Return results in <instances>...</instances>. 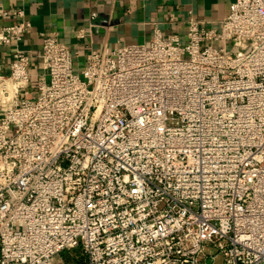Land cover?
<instances>
[{"label":"built area","instance_id":"built-area-1","mask_svg":"<svg viewBox=\"0 0 264 264\" xmlns=\"http://www.w3.org/2000/svg\"><path fill=\"white\" fill-rule=\"evenodd\" d=\"M30 26L0 28L17 44L0 72V264L75 248L78 264H264V0L82 67L45 35L37 80Z\"/></svg>","mask_w":264,"mask_h":264},{"label":"crops","instance_id":"crops-1","mask_svg":"<svg viewBox=\"0 0 264 264\" xmlns=\"http://www.w3.org/2000/svg\"><path fill=\"white\" fill-rule=\"evenodd\" d=\"M234 0H0V28L26 19L31 23L19 44L31 53L35 80L45 73L41 56L45 35H58L85 64L91 49H111L122 42L150 43L157 28L164 35H184L191 19L206 27L219 26ZM24 9V15L19 14ZM94 17V18H93ZM84 30L81 36L79 32ZM16 43L0 45V72L9 73ZM66 262L60 257L55 264Z\"/></svg>","mask_w":264,"mask_h":264},{"label":"rangeland","instance_id":"rangeland-1","mask_svg":"<svg viewBox=\"0 0 264 264\" xmlns=\"http://www.w3.org/2000/svg\"><path fill=\"white\" fill-rule=\"evenodd\" d=\"M214 45L219 46V42H214ZM80 254V248H75L73 250H64L57 257H60L62 260L70 264H78V257ZM78 255V256H77ZM217 264H221V261H217Z\"/></svg>","mask_w":264,"mask_h":264}]
</instances>
